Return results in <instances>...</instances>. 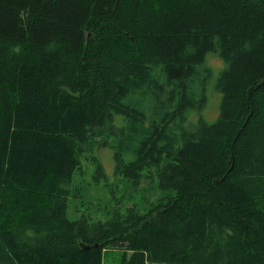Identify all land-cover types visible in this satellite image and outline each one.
Masks as SVG:
<instances>
[{
  "label": "trees",
  "instance_id": "trees-1",
  "mask_svg": "<svg viewBox=\"0 0 264 264\" xmlns=\"http://www.w3.org/2000/svg\"><path fill=\"white\" fill-rule=\"evenodd\" d=\"M209 53L220 112L187 125ZM104 146L134 189H160L146 210L93 198ZM111 248L264 264V0H0V264Z\"/></svg>",
  "mask_w": 264,
  "mask_h": 264
},
{
  "label": "rangeland",
  "instance_id": "rangeland-1",
  "mask_svg": "<svg viewBox=\"0 0 264 264\" xmlns=\"http://www.w3.org/2000/svg\"><path fill=\"white\" fill-rule=\"evenodd\" d=\"M225 66V61L217 53L208 54L204 65L200 67L196 83V88L200 92V96H197V98L202 99L205 97L204 105L200 110H193V120L188 119L185 124L189 125V122L197 123L200 118L207 122H213L218 117L222 93L217 88V79ZM154 100L153 98L150 102ZM95 154H97L104 166L105 176H101L96 181L93 176L95 167H93L92 163H88L89 174L86 181L91 182L90 187L95 192L94 199L114 201L115 197H117L121 198L123 204L139 202L142 210H146L149 200L159 195V188L152 190L148 188L147 184H143L141 189H134L129 179L115 172L116 159L113 146L101 147ZM132 193L135 195L133 200L131 199ZM121 254L122 248H111L106 252L105 264H119Z\"/></svg>",
  "mask_w": 264,
  "mask_h": 264
}]
</instances>
